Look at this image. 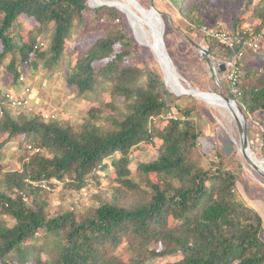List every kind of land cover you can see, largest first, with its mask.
<instances>
[{
	"label": "trees",
	"instance_id": "1",
	"mask_svg": "<svg viewBox=\"0 0 264 264\" xmlns=\"http://www.w3.org/2000/svg\"><path fill=\"white\" fill-rule=\"evenodd\" d=\"M170 1L189 24L201 25L193 2ZM261 1L252 10L256 31L264 28ZM20 17L34 21L28 41L17 34ZM87 18L90 31L107 34L71 60L67 41L75 29L85 31ZM203 41L214 59L231 57L214 39ZM0 46V163L5 144L24 143L19 170L0 164V264H264L262 218L237 200L241 164L216 145L211 158L202 152L197 105L177 103L194 99L170 92L120 11L87 0H0ZM46 60L51 69L71 67L68 86L91 103L79 123L46 121L6 102L8 91L22 92L20 76L40 71ZM238 89L246 114L263 116L264 87ZM112 105L120 108L108 115ZM258 126L264 140V119ZM142 145L155 153L138 161L132 154ZM53 180L63 190L91 189L85 216L64 207L47 212L42 184Z\"/></svg>",
	"mask_w": 264,
	"mask_h": 264
},
{
	"label": "rangeland",
	"instance_id": "2",
	"mask_svg": "<svg viewBox=\"0 0 264 264\" xmlns=\"http://www.w3.org/2000/svg\"><path fill=\"white\" fill-rule=\"evenodd\" d=\"M136 1L146 10H149L151 5H154L155 9L162 14L165 29L164 42L167 51L180 76L187 83L199 91L222 93L228 98L237 101L248 121L247 127L250 148L258 159L264 161V151H262V141L264 140L261 136L262 133L259 134L260 131H263V128L258 126L259 121L264 119V115L260 116L257 113L252 115L246 114L242 104L239 103L241 93L236 97L229 93L227 71L223 72L221 71V68H219L220 70L216 68L217 64L224 65L226 61L231 60L232 55L230 58H226L224 54H220V56L215 59L209 55V61L207 62L197 49V46L206 49L203 38L207 37L214 39L213 36L207 34L209 32L213 33L222 30L231 33L232 35L241 33L242 35L247 34L248 37H257L260 43L259 51L253 52L248 46H246L245 53L240 60L241 74L239 84H243L244 87L252 85L264 87V28H262L261 31H256L259 21L252 18V10L257 7L261 0H183L182 7H185L189 2H193V4L198 7L197 13L202 21L199 26L189 24L185 16L178 11L170 0ZM87 3L89 4V0H87ZM247 8L251 11L244 12ZM122 14L128 22V25H130L129 27L131 28L133 39L139 44V39L136 37L127 16L124 13ZM151 15L153 16V14ZM155 19L157 21L160 20L159 18ZM87 20L89 24H87L85 31H82L81 28L78 30L75 29V34L67 41V44L70 45L67 58H70L71 60L75 59L77 52L86 51L96 42L98 37L107 34H102L98 31H90V19L87 18ZM18 21L22 25L23 31H19L17 34H19L24 41H28L29 37L27 36V31L33 28L34 21L25 17H20ZM115 23L120 27L122 20L120 19ZM146 29H148L147 26ZM50 34L43 37L47 39V42L45 43L46 47L49 45ZM215 41L217 42V40ZM193 43L196 45L194 46ZM217 44L219 47H222L219 42H217ZM142 47L143 49L140 50V53L143 54L144 57L151 59L155 68L161 73L160 65L154 57L153 50L146 46ZM216 51L217 49L214 50V52ZM130 63L133 64L132 61ZM50 65L51 63L46 60L45 67L40 68V71H36L31 75L28 74L25 77L23 76L24 80L21 81L23 83L21 93L18 94L14 91H8V93L11 92L17 97H23L24 88L29 87L32 105L31 110L27 109V111L30 112V114L42 115L43 119L46 121L67 120L71 123L77 124L82 120V111L88 109L91 106V103L77 97V91L68 86L66 77L71 67L67 68V65L64 64L56 69H51ZM139 66L141 67L143 65L139 64ZM1 79H3L2 81H4L5 84L4 89L9 90L11 79L5 77V75L4 77H1ZM227 87L228 89L226 90ZM193 99L194 100L183 98L177 103L184 108H191L193 105H197L193 114V121L203 135L199 138V144L203 150L202 152L204 154L207 153L209 158H211L213 155L212 148L216 145L221 150L226 151L227 154H232L237 160L236 163L241 164V172H239V181L236 188L237 200L246 206L253 208L260 214L264 229V179L254 172L245 161H243L244 159L237 149L238 146L235 144L236 141L239 144V135L237 133L235 121L229 117L227 119L226 116L224 118L222 113L207 103L195 98ZM96 101L104 100L101 97H98L96 98ZM109 102L110 99L107 100V103ZM118 107L119 106L117 105H112L106 113L108 115H115ZM175 115L176 112L173 111L170 114H167L166 117L168 118ZM158 124H160V122H158ZM259 128L260 131L258 130ZM156 145L158 146L159 144L157 143ZM23 147L24 143L18 138H15L4 145L2 153L5 156V159L1 161L0 164L5 166L6 171L20 169V157L22 155L20 149ZM154 153L155 151L153 147L142 145L139 147L138 151H134L132 157H138V161H144L145 157ZM136 163V161L133 162L130 168L134 169ZM99 174L103 175L102 173ZM102 182H104V180H102ZM134 182H136L135 179ZM42 185L45 186L43 190L47 192L48 206L46 210L50 215L51 213H60V208L64 207V209L68 208L76 214L85 216L91 208V189L89 187L82 188L79 192H76L63 190V184L59 181L53 180L52 186L45 184ZM172 259L173 258H166L163 262L171 261Z\"/></svg>",
	"mask_w": 264,
	"mask_h": 264
},
{
	"label": "water",
	"instance_id": "3",
	"mask_svg": "<svg viewBox=\"0 0 264 264\" xmlns=\"http://www.w3.org/2000/svg\"><path fill=\"white\" fill-rule=\"evenodd\" d=\"M125 2H128L131 5H136L139 8L143 9L144 11H146L148 13V16L150 14H154L157 15L158 18L160 19L161 25L159 26H155L151 24V22L147 25L148 31L151 34V36H154L155 39V50L153 51L154 53V57L156 59V61L158 62V64L160 65L161 68V75L162 78L164 80L165 85L167 86V81H166V76H165V70L169 72L170 76L172 78H175L176 80L180 79L181 81H183V83L186 85V87H179L178 92L175 93L173 91L170 90L171 93H173L175 96L177 97H182V96H191L197 100H199V96L201 95H205V94H210L209 92H205L203 93L202 91H199L197 89H195L194 87H192L189 83H187L179 74L177 68L175 67L164 42V23L162 20V14L160 12H158L154 5H151L149 10L144 9L136 0H123ZM116 2H119L117 0H100L99 3H97L94 6H91L89 4L90 7L92 8H96V7H101V6H108V7H114L116 8L118 11L120 10L117 6H116ZM121 12V10H120ZM122 13V12H121ZM132 26V25H131ZM138 43L140 44V46H145L144 44H142L141 42L138 41ZM149 47L151 50L152 48L150 46H146ZM198 51L200 52V54L204 57V59L208 62L209 61V54L207 49H205L204 47L201 46H197ZM163 61L165 62V64L162 65ZM221 71H225L224 69V65H220ZM168 87V86H167ZM213 95H216L219 99H223L226 102H231L233 101L234 105L236 106V109L238 111V114H235V112H233L234 115V121H235V125H236V129H237V133L239 135V146H238V151L239 153L242 155L244 161L246 162V164L252 168L254 170V172H256L257 174L260 175V177H262L264 179V169L261 167V165L259 164V161L257 162L254 158V152L251 150L250 145H249V138H248V127H247V118L243 112V110L240 108V106L238 105L237 101L234 99H230L227 96L223 95L222 93H213ZM249 126V124H248Z\"/></svg>",
	"mask_w": 264,
	"mask_h": 264
},
{
	"label": "bare ground",
	"instance_id": "4",
	"mask_svg": "<svg viewBox=\"0 0 264 264\" xmlns=\"http://www.w3.org/2000/svg\"><path fill=\"white\" fill-rule=\"evenodd\" d=\"M117 1H119V2L115 3L116 6L121 10L122 13H124L127 16L130 24L133 27V30H134L137 38L140 41L144 42L146 46H150L152 48V50L154 51L155 50V46H154L155 37L151 36L148 29H146V26L150 22L152 25L154 24L155 26L161 25L160 21H157L155 19V18H158V16L154 15V14H153V16L155 18L151 14L148 16V13L146 11H144L143 9L139 8L136 5H131L128 2H125L123 0H117ZM99 2H100V0H89V4L91 6H94ZM154 25H153V27H154ZM154 29H155V27H154ZM161 63H162V61H161ZM163 64H165L164 61H163L162 65ZM165 76H166L167 86L169 89H171V91L177 93L179 87L180 88L186 87V85L183 83V81H181L180 79L176 80L175 78H172L170 76L169 72L166 70H165ZM203 93H205V92H203ZM199 100L207 103L208 105H210L213 108H216L220 113H222L224 118L226 116L227 119L229 117V118L234 120L235 117L233 115V112H235V114H238V111H237L236 106L234 105L233 101L226 102L223 99H219L216 95H213V93L201 95V96H199ZM235 144L237 146H239L237 141L235 142ZM254 158L257 162L259 161V164L264 169V161H261L260 159H258L257 156L255 155V153H254Z\"/></svg>",
	"mask_w": 264,
	"mask_h": 264
},
{
	"label": "built area",
	"instance_id": "5",
	"mask_svg": "<svg viewBox=\"0 0 264 264\" xmlns=\"http://www.w3.org/2000/svg\"><path fill=\"white\" fill-rule=\"evenodd\" d=\"M207 34H210L214 37L217 42H219L220 46H222L224 49L228 50L232 54V59L229 61H226L224 63L225 71H227V82L229 85V93L234 95L235 97L237 95H240L238 84L240 79V60L243 57L246 46H248L253 52H258L260 49V43L257 37H248L246 35H242L241 33H238L236 35H232L231 33L224 32L220 30L219 32H209ZM216 68L220 70V65L217 64ZM20 81H23V75L19 78ZM30 89L29 87L24 88V96L23 97H17L15 94L11 92H7L5 95L6 102L12 107V108H26L28 110H31V100H30ZM4 117V111L0 108V120ZM47 117V116H45ZM48 118V117H47ZM37 152V150H36Z\"/></svg>",
	"mask_w": 264,
	"mask_h": 264
}]
</instances>
